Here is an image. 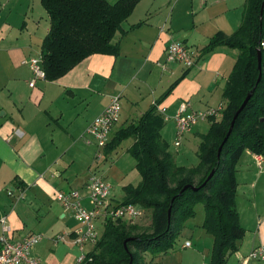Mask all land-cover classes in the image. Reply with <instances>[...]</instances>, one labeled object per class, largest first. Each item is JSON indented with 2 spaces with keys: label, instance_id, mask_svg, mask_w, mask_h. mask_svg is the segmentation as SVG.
Wrapping results in <instances>:
<instances>
[{
  "label": "crops",
  "instance_id": "1",
  "mask_svg": "<svg viewBox=\"0 0 264 264\" xmlns=\"http://www.w3.org/2000/svg\"><path fill=\"white\" fill-rule=\"evenodd\" d=\"M244 5L245 0H141L114 38L117 56L92 55L62 78L37 79L30 87L34 76L28 61L40 58L41 43L49 31L48 16L40 0H0V220L5 221L0 232L12 241L40 236L30 254L42 264H77L79 255L92 246L81 250L75 245L78 224L55 194L78 191L82 205L92 208L85 188L90 177L80 175L82 168L73 169L81 156L89 161V151L80 143L86 129L111 99L120 97L114 133L120 120L129 124L138 119L177 80L157 107L164 121L172 122L175 139L173 117L180 103L187 102L197 112L223 104V89L237 51L218 47L203 55L201 50L215 34L230 36L238 29ZM173 41L192 52V68L166 62V47ZM205 123L209 127L208 121L200 122L184 138L195 136L200 141L208 127L204 133L197 130ZM166 130L160 132L163 140ZM243 155L255 163L249 152ZM243 155L236 180L239 172L251 178L247 168L243 171L247 160L242 161ZM248 198L241 210L236 201V209L240 218L247 206L240 224L247 227V221L250 228H244L245 237L226 264H239L264 245V215L256 216V203ZM121 200L111 196L113 204Z\"/></svg>",
  "mask_w": 264,
  "mask_h": 264
},
{
  "label": "trees",
  "instance_id": "2",
  "mask_svg": "<svg viewBox=\"0 0 264 264\" xmlns=\"http://www.w3.org/2000/svg\"><path fill=\"white\" fill-rule=\"evenodd\" d=\"M140 1L109 4L106 0H40L49 19V31L40 48L44 80L62 78L92 55L117 56L119 46L114 38ZM263 2L245 0L238 29L230 36L215 34L201 50L206 55L225 47L236 50L237 55L223 89L220 119L207 120L209 127L200 136L195 166H177L160 134L165 121L157 107L178 80L138 119L111 133L102 149L104 156L131 139L128 153L140 177L136 185L122 188L123 198L118 204L150 210L149 231L141 232L138 222L107 221L82 264H144L142 254L166 253L184 223L195 218L198 204L203 205L201 228L213 240L209 264H226L238 250L246 231L236 209L237 165L245 152L264 158V48L260 47L264 38ZM257 51L261 52L258 84ZM250 91L253 94L217 158L231 120ZM186 186L198 190L182 191Z\"/></svg>",
  "mask_w": 264,
  "mask_h": 264
},
{
  "label": "built area",
  "instance_id": "3",
  "mask_svg": "<svg viewBox=\"0 0 264 264\" xmlns=\"http://www.w3.org/2000/svg\"><path fill=\"white\" fill-rule=\"evenodd\" d=\"M260 47L264 48V38L260 41ZM167 63H178L185 69L194 66L192 52L181 42L173 41L168 44L165 51ZM28 65L33 73L34 79L29 83L34 86L37 79H44V72L41 68V59L32 58ZM223 107L220 104L216 109H209L205 112L193 111L187 102L180 103L176 114L173 117L176 131L175 147L181 143V139L189 134L200 122L207 121L213 117L218 119ZM120 97H114L109 102L104 111L93 120L82 136L87 146H96L102 150L108 143L114 126L120 115ZM164 120H166L164 118ZM100 157V154L97 155ZM256 167L259 171H264V158L254 156ZM89 193L91 209H86L82 205V199L78 191L57 192L55 200L60 203L64 210L71 213V217L77 222L74 243L81 250L89 245L93 246L98 240L95 222L100 220L102 223L107 221H125L136 223L141 218V211L133 205L113 204L111 201V185L106 180L92 176L86 186ZM4 225V219L0 220ZM41 240L40 236H25L18 241H12L0 232V264H42L39 259L31 256V249ZM191 244L185 242L183 248H189ZM85 253H81L77 259V264L85 262ZM254 262L264 263V245L256 247L248 255L241 258L239 264H253Z\"/></svg>",
  "mask_w": 264,
  "mask_h": 264
},
{
  "label": "rangeland",
  "instance_id": "4",
  "mask_svg": "<svg viewBox=\"0 0 264 264\" xmlns=\"http://www.w3.org/2000/svg\"><path fill=\"white\" fill-rule=\"evenodd\" d=\"M34 52H39V43L33 44ZM127 124L120 120L117 125L118 128L124 127ZM171 121H165L163 128L167 127L168 134L163 135L166 144L168 145L169 152L173 155L174 162L177 166H195L198 162L196 152L199 144V140H196L195 136H188L181 139V146L175 147L173 135V126ZM203 129L197 131L204 133L208 127V123L203 125ZM197 129V128H196ZM132 140L124 141L116 150H114L109 156L105 157L102 150L97 149L96 146H87L82 139L80 141L82 147L87 148L89 151V161L83 155L81 160L73 167L78 170L82 168L80 175L84 178L87 177H99L111 185V196H114L116 200H121L123 197L122 188L128 184L136 185L140 177L135 170V161L128 153V149L132 145ZM84 145V146H83ZM100 154L98 158L97 155ZM247 159L244 163L243 171L249 170L251 172V178L246 173L244 175L239 172L237 176L238 186L236 189L235 200L240 204V210L245 205V198L249 197L252 202L256 203V216L264 215V173L259 174L256 164L251 157L244 156L243 159ZM244 159V161H245ZM241 170V168H240ZM255 182H251V179ZM253 181V180H252ZM253 196L255 200H253ZM142 215L138 221V226L141 232L147 233L149 231L150 224V210H143L139 208ZM196 216L193 219L187 220L180 234L176 237L173 247L169 248L166 253L153 256L151 252L142 254V261L144 264H209L210 250L212 248V237L206 234L201 224L203 222L204 213L203 205L198 204L195 208ZM243 211V212H242ZM240 211L239 223H243V213L248 212L247 206ZM249 224V225H247ZM241 225V224H240ZM244 228H250V223L247 221L244 223ZM95 228L97 235H101L103 231V223L98 220L95 222ZM185 242L191 244L190 248H183ZM240 243V242H239ZM234 256V253H233ZM232 258V257H231Z\"/></svg>",
  "mask_w": 264,
  "mask_h": 264
},
{
  "label": "water",
  "instance_id": "5",
  "mask_svg": "<svg viewBox=\"0 0 264 264\" xmlns=\"http://www.w3.org/2000/svg\"><path fill=\"white\" fill-rule=\"evenodd\" d=\"M263 7H264V2L262 3V6H261V13H262ZM257 70H258V72H259L258 79H257V84H258L259 81H260V79H261V52H260V51H257ZM252 94H253V91H250V92L246 95V97H245L244 101L242 102V104L240 105L239 109H238V110L236 111V113L234 114V116H233V118H232V120H231V123H230L229 129H228V132H227V134H226V136H225V138H224V140H223L221 146H220L219 149H218V152H217V158H219V156H220L221 148H222L223 144L226 142V140L228 139V137H229V135H230V133H231V131H232V128H233V126H234V123H235V121H236L238 115H239L240 112L244 109V107L246 106V104H247L248 101L250 100ZM213 173H214V171H212V172L209 174V176L207 177V180H209V179L212 177ZM186 189H191V190H193V191H197V190H198V189L195 188V187H192V186H186V187H184V188L182 189V191H184V190H186ZM169 213H170V211H168V216H169Z\"/></svg>",
  "mask_w": 264,
  "mask_h": 264
}]
</instances>
